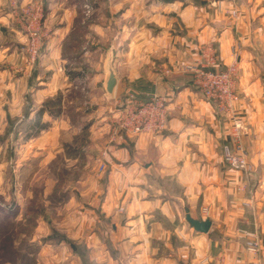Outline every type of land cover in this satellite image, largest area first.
Segmentation results:
<instances>
[{"label": "crops", "instance_id": "1", "mask_svg": "<svg viewBox=\"0 0 264 264\" xmlns=\"http://www.w3.org/2000/svg\"><path fill=\"white\" fill-rule=\"evenodd\" d=\"M12 2L0 0L4 27L9 26ZM4 4L6 11L1 10ZM160 5L156 18H161V35L137 29L125 56L120 50L116 61L119 67L129 66V82L136 86L138 100L153 92L166 99V126L157 135L111 130L98 161L106 182L84 193L78 215L66 212L52 226L69 239L96 248L102 264H264V0H208L203 6L197 0H172ZM167 19L169 31L163 25ZM173 22L178 23L174 28ZM10 30L17 37L1 46L6 56L20 41L17 31L12 26ZM70 30L61 26L54 31L56 44L45 55V62L53 61L51 75L40 83L45 86L32 89L33 100H42L57 88L63 66L58 45ZM203 45L216 50L218 69L238 66L236 117L247 127L243 145L249 174L226 166L221 151L229 137L230 118L215 113L192 88L188 75H158L151 71L154 58L148 61L143 53V60L132 59L127 54L157 52L154 61L163 56L161 64L170 68L185 57L197 61ZM31 78L37 79L35 72ZM74 203L71 197L65 209ZM187 213L195 220L208 219V232L195 231L185 219ZM46 225L38 223L39 230ZM96 226L102 229L101 241L92 231L83 236L84 229ZM252 241L258 243L257 250L249 248ZM61 244L40 251L45 261L78 264Z\"/></svg>", "mask_w": 264, "mask_h": 264}, {"label": "rangeland", "instance_id": "2", "mask_svg": "<svg viewBox=\"0 0 264 264\" xmlns=\"http://www.w3.org/2000/svg\"><path fill=\"white\" fill-rule=\"evenodd\" d=\"M12 1L8 27L1 23L3 11H0V55L3 53L0 56V208L3 212L9 210L13 216L11 225L0 230V233L4 232L0 234V240L2 238L3 243L12 241L13 247L21 245L8 254L9 264H49L52 261H45L40 251L48 245L61 243L67 246L78 264H98L96 256L102 264V256L96 248L87 247L82 240L69 239L52 223L66 216V212L78 215L82 211L84 193L88 189L102 187L106 182L105 169H98L101 147L113 129L130 135L118 124L120 117L125 111L132 110L134 100L140 96L134 83L129 82V66L119 67L116 60L120 58L116 55L121 50L125 56L128 46L137 36V29L140 32L149 29L152 35H161V18L157 20L156 16L163 6L160 4H169L172 0H142L139 4H134L135 0H24L21 4L18 0ZM205 2L208 0H197L199 6ZM73 3H76L75 6H72ZM7 8L8 4L1 6V10L6 11ZM36 8L41 19L37 31V53L32 56L26 22L32 19L28 14L34 15ZM79 17L80 23L84 22V30L77 33L83 34L78 40L81 53L76 51L79 46L71 52L67 49L68 45L65 47L63 44L62 47L59 41L63 66L57 88L50 96L33 100L30 96L32 89L45 86L40 83L47 81L51 75L49 67L53 61L45 62V55L46 49L56 44L54 31L61 26L71 27L72 30ZM165 22L164 28L169 31V19ZM177 24L173 22L172 28ZM11 26L20 35V41L16 40L14 51L9 50L6 56L5 52H1L4 50L1 46L9 40L15 42L17 37L10 30ZM76 31L73 32L74 37ZM21 36L24 37L23 42ZM75 41L71 40V43ZM66 49L63 54L62 50ZM143 53L148 54V61L157 58V52L127 54L132 59L143 60ZM124 56H121L122 59ZM154 59L151 71L158 75L167 76L173 72L188 75L185 65L190 61L186 57L177 60V64L170 68L161 64L163 56ZM109 71L117 79V86L111 95L104 89V79ZM34 72L37 79L31 78L30 81L29 77ZM150 94L145 100L138 101H147ZM59 191L68 193L63 202L53 197ZM71 197L75 203L65 209ZM81 216L86 217L85 214ZM41 221L47 225L39 230L38 223ZM100 230L99 226L86 228L83 236L92 231L100 240ZM49 236L62 242H41ZM28 243L36 244L37 249H32L33 254L26 252L23 258L21 253ZM12 252L21 255V258L12 256Z\"/></svg>", "mask_w": 264, "mask_h": 264}, {"label": "built area", "instance_id": "3", "mask_svg": "<svg viewBox=\"0 0 264 264\" xmlns=\"http://www.w3.org/2000/svg\"><path fill=\"white\" fill-rule=\"evenodd\" d=\"M28 11V10H27ZM32 19L26 22V28L31 42V55L37 53L38 23L40 15L38 8L34 15L29 13ZM218 61L215 49L212 45H203L199 50L197 61H190L185 65V72L190 77V85L209 103L215 113L227 115L231 125L229 137L222 147L221 155L226 166L244 174L251 173V166L247 159V152L243 145V137L247 134V127L238 117L237 105L239 95L237 93V81L239 69L236 63H232L225 69H218ZM134 100V99H133ZM131 111L120 117L119 128L130 135L161 133L167 121V101L157 94H150L148 100L140 102L134 100ZM103 169L101 165L99 171ZM249 244L251 250H257L258 243L252 241Z\"/></svg>", "mask_w": 264, "mask_h": 264}, {"label": "trees", "instance_id": "4", "mask_svg": "<svg viewBox=\"0 0 264 264\" xmlns=\"http://www.w3.org/2000/svg\"><path fill=\"white\" fill-rule=\"evenodd\" d=\"M80 1H77V3H79ZM76 3H73L72 6H75ZM82 17V15H79ZM81 17H79L78 21H76V23L73 24V28L71 30V32L65 37V39L62 41V47H63V44H65V47H67V49L71 50V52H73L75 50L76 47H78V49L76 51H79V48L81 46L80 41H78L80 38L79 36H82L83 34L79 35L77 34L78 31H82L84 30V22H81L80 23V19ZM80 23V25H79ZM74 30L76 31V37H74L73 35V32ZM71 40H76L75 43H71ZM67 49L66 50H62L63 51V54H65L67 52ZM216 52V50H215ZM79 53H81L79 51ZM217 55V53H216ZM77 56V55H75ZM218 61V60H217ZM58 189V188H57ZM57 191V190H56ZM55 200H58L59 202H63L65 201V199L68 197V193L66 191H59V192H56L55 195L53 196ZM4 210L0 208V230L2 231L3 229H5L6 227L10 226L11 223H10V219L12 218L13 216V213L10 212L9 210H7L6 212H3ZM8 232V229L5 231V233ZM4 232H1L0 234L3 235ZM58 236V235H57ZM3 239L1 238L0 240V264H2V262H6V263H10L9 262V253H11V250L13 249H17L18 247H21V245H19L18 247H13V242L10 241L8 243V241H5V243H3L4 241H2ZM23 242V241H22ZM21 242V244H22ZM43 243H56V242H62V240L60 239H57L56 237H53V236H49V237H45L44 239H42ZM10 244V245H9ZM32 249H37V246L36 244H29L23 249L22 251V256L25 255L26 252H31L30 254H33L32 252ZM12 256H17L19 258H21V255H17L16 253L12 252ZM25 256H23L24 258Z\"/></svg>", "mask_w": 264, "mask_h": 264}, {"label": "water", "instance_id": "5", "mask_svg": "<svg viewBox=\"0 0 264 264\" xmlns=\"http://www.w3.org/2000/svg\"><path fill=\"white\" fill-rule=\"evenodd\" d=\"M117 86V79L113 72L109 71L104 79V89L107 94L111 95ZM186 221L189 225L197 232L207 233L210 228V221L206 220H195L192 219L188 213L185 216Z\"/></svg>", "mask_w": 264, "mask_h": 264}]
</instances>
